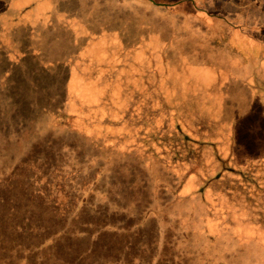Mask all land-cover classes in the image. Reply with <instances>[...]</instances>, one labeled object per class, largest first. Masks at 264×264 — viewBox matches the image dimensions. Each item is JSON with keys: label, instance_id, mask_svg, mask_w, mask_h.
I'll return each instance as SVG.
<instances>
[{"label": "rangeland", "instance_id": "rangeland-1", "mask_svg": "<svg viewBox=\"0 0 264 264\" xmlns=\"http://www.w3.org/2000/svg\"><path fill=\"white\" fill-rule=\"evenodd\" d=\"M193 1L197 8H181L187 16L166 12L182 5L140 0H0V44L28 52L25 71L13 54L0 53V172L36 151L75 143L92 156L87 171H103L118 196L158 209L174 203L159 216L187 227L181 249H194L196 237L218 256L205 264H264V213L211 197L209 217L191 168L147 153L181 124L237 168L264 161V57L233 49L242 27L247 44L264 49V0ZM95 27L91 42L86 35ZM112 30L123 39L120 47L148 31L142 40L157 50L154 71L150 59L124 63L108 54ZM63 115L70 126L59 124Z\"/></svg>", "mask_w": 264, "mask_h": 264}, {"label": "trees", "instance_id": "trees-1", "mask_svg": "<svg viewBox=\"0 0 264 264\" xmlns=\"http://www.w3.org/2000/svg\"><path fill=\"white\" fill-rule=\"evenodd\" d=\"M176 3H164L167 7L182 5L166 10L168 14L190 16L181 9L183 5L197 6L193 0ZM178 7L181 10L174 12ZM223 21L227 22L224 17ZM243 28L238 33L240 42L233 43L235 52L245 55L242 51L249 47L251 55L264 57V49L252 48L243 39ZM63 29L70 31L66 25ZM96 29L91 28L86 35L91 42L97 40ZM117 29L133 30L127 26ZM71 32L75 34L74 30ZM144 34L139 32L136 42L120 47L123 39L112 30L109 44L114 47L106 52L124 63L127 59H150L154 71L158 53L153 44H146L149 40H142ZM0 53L13 54L3 44ZM13 55L17 69L25 71L28 52L21 50ZM71 120L63 115L59 124L70 126ZM184 128L187 129L186 125ZM157 136L158 132L151 139ZM155 146L147 153L168 158L170 165L187 164L191 168L189 173L201 185L196 194L203 199L209 217L213 216L208 202L211 197L212 201L220 198L227 203H244L254 213H264V161L253 164V169L237 168L232 157L221 158L216 145L198 139L193 133L189 135L181 124L171 131V136L157 138ZM64 150L69 151L65 154ZM91 157L75 143L57 144L45 154L36 151L28 155L8 173L0 172V264H205L218 258L216 253L212 255L202 247V239L190 233L188 236L195 237L192 244L196 247L181 249L188 240L187 227L159 216L174 203L158 209L152 201H142L130 194L125 198L118 196V191L105 185L107 176L103 171L96 170L95 175L87 171ZM76 163L81 167L77 169ZM103 167L112 169L110 164ZM256 175L261 179H256ZM156 186V190L166 188Z\"/></svg>", "mask_w": 264, "mask_h": 264}, {"label": "water", "instance_id": "water-1", "mask_svg": "<svg viewBox=\"0 0 264 264\" xmlns=\"http://www.w3.org/2000/svg\"><path fill=\"white\" fill-rule=\"evenodd\" d=\"M147 1H151L152 3L156 4L157 6H162V7H167V4H164V3H160L156 0H147Z\"/></svg>", "mask_w": 264, "mask_h": 264}]
</instances>
